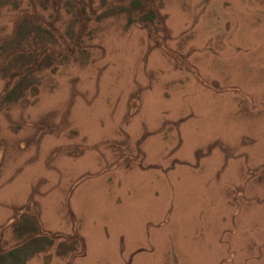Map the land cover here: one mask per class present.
Segmentation results:
<instances>
[{
  "label": "rangeland",
  "instance_id": "1",
  "mask_svg": "<svg viewBox=\"0 0 264 264\" xmlns=\"http://www.w3.org/2000/svg\"><path fill=\"white\" fill-rule=\"evenodd\" d=\"M0 264H264V0H0Z\"/></svg>",
  "mask_w": 264,
  "mask_h": 264
},
{
  "label": "trees",
  "instance_id": "2",
  "mask_svg": "<svg viewBox=\"0 0 264 264\" xmlns=\"http://www.w3.org/2000/svg\"><path fill=\"white\" fill-rule=\"evenodd\" d=\"M36 219L37 218H35V216L30 217V220L26 219V221L29 222V225H31V233L30 232L27 234L25 233V236H27V240L33 244V252L31 253V255H35L41 252L42 250H44V248L53 246L55 240L54 238L55 236L53 237V236L41 235V233L39 232V226ZM69 241L71 242V244L72 242L73 244L77 243L74 238L73 239L70 238ZM36 243H38L37 248H35ZM73 248L75 247H73L72 245L71 249L74 250ZM63 252L64 251H60L59 254H63Z\"/></svg>",
  "mask_w": 264,
  "mask_h": 264
}]
</instances>
